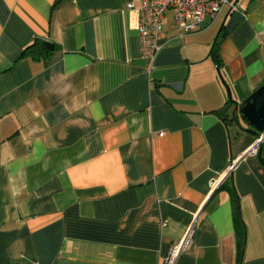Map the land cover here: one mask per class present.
Wrapping results in <instances>:
<instances>
[{
	"label": "crops",
	"instance_id": "0c3cea01",
	"mask_svg": "<svg viewBox=\"0 0 264 264\" xmlns=\"http://www.w3.org/2000/svg\"><path fill=\"white\" fill-rule=\"evenodd\" d=\"M233 4L186 35L168 12L150 60L141 0H0V264H165L192 226L175 264H238L227 188L264 264V145L227 90L264 85V0Z\"/></svg>",
	"mask_w": 264,
	"mask_h": 264
},
{
	"label": "built area",
	"instance_id": "2783aa9c",
	"mask_svg": "<svg viewBox=\"0 0 264 264\" xmlns=\"http://www.w3.org/2000/svg\"><path fill=\"white\" fill-rule=\"evenodd\" d=\"M227 7L236 8L233 0H141V6L137 9L139 15L138 32L144 58L154 60L161 52L162 46L159 41L163 36V22L168 12L174 13L177 28L183 35H186L200 30L205 17L215 18ZM128 8L133 9L134 5L130 3ZM262 143H264V132L260 133V137L248 154H258L259 151L256 147L259 146L260 148ZM233 167L232 165L224 177L231 173ZM222 179H213L211 182L212 189L218 188ZM194 233L195 230L192 226L184 240L171 249L165 264H175L180 254L191 249Z\"/></svg>",
	"mask_w": 264,
	"mask_h": 264
},
{
	"label": "water",
	"instance_id": "95a60500",
	"mask_svg": "<svg viewBox=\"0 0 264 264\" xmlns=\"http://www.w3.org/2000/svg\"><path fill=\"white\" fill-rule=\"evenodd\" d=\"M45 49H53V44L46 42ZM230 103L234 104L232 112L233 118L236 120L239 114L252 128L255 133L264 132V85L256 90L250 97H248L240 105L232 100V95L227 86ZM249 153V152H248ZM247 153V154H248Z\"/></svg>",
	"mask_w": 264,
	"mask_h": 264
},
{
	"label": "trees",
	"instance_id": "16d2710c",
	"mask_svg": "<svg viewBox=\"0 0 264 264\" xmlns=\"http://www.w3.org/2000/svg\"><path fill=\"white\" fill-rule=\"evenodd\" d=\"M218 46L219 43L218 41L215 42L214 46H213V51H212V56L216 59L217 57V50H218ZM41 47H43L45 49V43L43 45H41ZM46 50V49H45ZM29 52V48L27 50H25L24 55L28 54ZM216 62L218 64V67L220 66L219 61ZM234 119V118H233ZM235 120V119H234ZM236 122L238 121V118L236 117ZM253 132V130H251ZM256 136L257 139L260 137V133H255L253 132ZM262 145L259 148V151L261 149ZM259 154V152H258ZM262 163L264 164V160L262 159ZM227 188V186H223V189ZM229 189V191L231 192L232 195V200L234 203V217H235V229H236V237H237V254H238V264H242L243 262V257H244V249H245V243H246V227L244 222L241 219V214H240V208H239V202H238V197L236 192L231 189V188H227Z\"/></svg>",
	"mask_w": 264,
	"mask_h": 264
},
{
	"label": "rangeland",
	"instance_id": "374dc122",
	"mask_svg": "<svg viewBox=\"0 0 264 264\" xmlns=\"http://www.w3.org/2000/svg\"><path fill=\"white\" fill-rule=\"evenodd\" d=\"M237 118H238V122H239V124H240V128L242 129H252L251 127H250V125L238 114L237 115ZM245 127V128H244ZM264 145V143H262V146ZM256 149L259 151V146H257L256 147Z\"/></svg>",
	"mask_w": 264,
	"mask_h": 264
}]
</instances>
